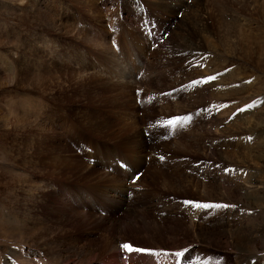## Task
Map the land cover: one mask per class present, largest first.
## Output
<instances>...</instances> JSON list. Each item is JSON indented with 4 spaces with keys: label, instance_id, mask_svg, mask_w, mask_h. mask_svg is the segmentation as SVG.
<instances>
[{
    "label": "rangeland",
    "instance_id": "374dc122",
    "mask_svg": "<svg viewBox=\"0 0 264 264\" xmlns=\"http://www.w3.org/2000/svg\"><path fill=\"white\" fill-rule=\"evenodd\" d=\"M95 39L102 45L89 47ZM111 61L120 76L92 72ZM31 65L41 90L29 93L17 75ZM96 91L105 94L89 93ZM83 110L114 116L121 133L109 144L143 131L150 138L146 161L153 142L162 143L150 136L162 118L177 121L168 123L175 152L133 168L125 140L110 160L96 154L103 162H87L72 177L71 162L80 165L84 151L78 142L85 128L77 122ZM30 137L47 141L45 154L69 144L58 151L65 164L49 162ZM26 146L32 151L24 159ZM113 175L121 200H142L136 208L146 222L109 216L93 200V212L79 206L80 184L106 187ZM126 243L143 249L150 264H264V0H0V264L9 262L6 248L21 252L17 264H108L115 249L130 264ZM49 246L61 251L58 260Z\"/></svg>",
    "mask_w": 264,
    "mask_h": 264
},
{
    "label": "bare ground",
    "instance_id": "6f19581e",
    "mask_svg": "<svg viewBox=\"0 0 264 264\" xmlns=\"http://www.w3.org/2000/svg\"><path fill=\"white\" fill-rule=\"evenodd\" d=\"M49 24V23H48ZM41 27V26H40ZM43 27V26H42ZM48 29V28H47ZM88 40V39H87ZM86 41V40H85ZM89 41V40H88ZM87 41V42H88ZM90 43V45H89V47H100V45H102L101 44V42L100 41H98V40H92V42L90 41L89 42ZM98 50V49H97ZM100 51V50H99ZM111 51V50H110ZM102 53H104V54H100L99 56L102 58V60H104V58L103 57H105V56H107V54H109V51L107 50V48L106 49H103L102 50ZM107 53V54H106ZM24 57V56H23ZM19 60H21L20 59V57H19ZM15 63L17 62L16 60H13ZM52 61V60H51ZM13 62V63H14ZM12 63V64H13ZM19 63V62H18ZM17 63V64H18ZM115 65H117V62H114V61H111V62H108V63H105V65H100V67L98 68V67H94L93 69H94V71H92V72H95V74L96 75H101V74H103V73H105V71H107V73H109L110 74V78L111 77H118V76H120L121 75V70H120V67L118 66H116V67H114ZM15 67H17V66H15ZM36 68V67H35ZM35 68H33V66L31 65L30 67H25L24 69H21L20 70V73H18L19 75H17V81H22V82H24V84H26V88H27V91L30 93V92H34L35 90H41V89H38L40 86H41V81H38V77H39V74L40 73H38V70H37V68L35 69ZM16 70V69H15ZM61 73V72H60ZM87 73V72H86ZM91 73V72H90ZM126 73H127V71H123L122 72V75L123 74H125L126 75ZM89 74V73H88ZM87 74V75H88ZM92 74H94V73H92ZM41 75V74H40ZM106 75V74H105ZM21 76V77H20ZM91 76V75H90ZM94 79H96L95 78V76H92ZM127 77V76H126ZM40 78V77H39ZM108 78V77H107ZM125 78V77H124ZM98 79V78H97ZM41 80V79H40ZM99 80H100V78H99ZM99 80H96L97 82L99 81ZM111 80V79H110ZM100 81H102L103 82V79L102 80H100ZM113 81V80H112ZM111 81V83H113ZM135 81V80H134ZM106 83H105V85L107 86V84H109L110 82H107V81H105ZM121 82V81H120ZM120 82H117L118 84L120 83ZM125 82V81H124ZM99 83V82H98ZM97 83V84H98ZM104 83V82H103ZM100 84V85H102V86H104V84ZM114 83H115V81H114ZM116 83V84H117ZM126 83V82H125ZM125 83L123 84V86L125 85ZM93 84V83H92ZM95 84V83H94ZM122 84V83H121ZM99 85V86H100ZM112 85H114V84H112ZM131 85V84H130ZM96 86H98V85H96ZM116 86V85H115ZM123 86H119L120 88L121 87H123ZM113 87V86H112ZM118 87V86H117ZM116 87V90L118 89ZM127 87V86H126ZM130 87V86H129ZM64 88V87H63ZM108 88H110V86H108ZM124 88V87H123ZM128 88V87H127ZM131 88V87H130ZM133 88V87H132ZM113 89H115V88H113ZM122 89V88H121ZM121 89H119V90H121ZM24 90V89H23ZM61 90V89H60ZM79 90V89H78ZM106 90V89H105ZM109 90H112V89H109ZM118 90V91H119ZM125 90V89H124ZM59 91V90H58ZM63 91V90H62ZM84 91V90H83ZM92 91V90H91ZM108 90H106V92H107ZM123 91V90H122ZM79 92V91H78ZM109 92V91H108ZM112 92V91H111ZM126 93L127 92H129V90L128 91H125ZM135 92V91H134ZM37 93V92H36ZM41 93H43V91L41 92ZM67 93V92H66ZM83 93V92H82ZM82 93H81V98H82ZM90 93V95L92 96L93 94H96L95 96H94V98H97L98 97V95H100V94H105V92H103V93H98L97 91L95 92V93H93V92H89ZM89 93H88V95H89ZM117 93V92H116ZM60 94V93H59ZM62 94V93H61ZM69 94V93H68ZM107 94V93H106ZM123 95V93H118V95ZM130 94H132V93H130ZM130 94H127V96L128 95H130ZM51 95H52V93H51ZM65 95V94H64ZM76 95V94H75ZM87 94H85L84 96H86ZM117 95V96H118ZM119 95V96H120ZM121 95V96H122ZM125 96H126V94H124ZM35 96V95H34ZM65 96H67V95H65ZM78 96H80V95H78ZM116 96V95H115ZM118 96V97H119ZM59 97V96H58ZM68 97H70V95L68 96ZM71 97H72V94H71ZM150 97H151V95H150ZM153 97V96H152ZM151 97V98H152ZM54 98V97H53ZM87 98V97H86ZM112 98V97H111ZM121 98V97H120ZM123 98H126V97H123ZM130 98V97H129ZM133 98V97H132ZM108 99V98H107ZM133 99H135V97L133 98ZM133 99H132V101H133ZM69 100V99H68ZM82 100H83V98H82ZM87 100V99H86ZM88 100H91V99H88ZM98 100H100V99H98ZM101 100H102V98H101ZM106 100V99H105ZM104 100V101H105ZM131 100V99H130ZM136 100V99H135ZM97 101V100H96ZM113 101V100H112ZM111 101V102H112ZM129 101V100H128ZM131 101V102H132ZM150 101V100H149ZM148 101V102H149ZM155 101V100H154ZM76 102V101H75ZM74 102V103H75ZM97 102H100V101H97ZM103 102V101H102ZM108 101H106V103H107ZM127 102V100H125V103ZM79 103H81L80 102V100H79ZM123 103H124V100H123ZM156 103V102H155ZM61 104V103H60ZM86 104V103H85ZM97 104V103H96ZM95 104V105H96ZM101 103H99V104H97V105H100ZM108 104V103H107ZM127 104V103H126ZM158 104V103H157ZM93 105H94V103H93ZM124 105V104H123ZM135 104H133L132 106H134ZM62 106H64V105H62ZM77 106V105H76ZM83 106V105H82ZM91 106V105H90ZM90 106H88V107H90ZM103 106H104V104H103ZM159 107H160V105H158ZM73 107H75V106H73ZM78 107V106H77ZM97 107V106H96ZM106 107H108V105L106 106ZM117 107H120V106H117ZM135 107V106H134ZM137 107V106H136ZM152 107H154V105L152 106ZM158 107V108H159ZM58 108H59V106H58ZM63 108V107H62ZM81 108V107H80ZM110 108H112V107H110ZM76 109V108H75ZM85 109V108H84ZM106 109V108H105ZM119 109V108H118ZM122 109V108H121ZM60 110V109H59ZM63 110V109H62ZM68 110V109H67ZM79 110V109H78ZM104 110V109H103ZM110 111H112L111 109H109ZM123 110V109H122ZM121 110V111H122ZM126 110V109H125ZM136 110H137V108H136ZM151 110V109H150ZM163 110V109H162ZM25 111V110H24ZM82 111V110H81ZM107 111V110H106ZM105 111V112H106ZM115 111V110H114ZM133 111V110H132ZM161 111V110H160ZM67 112V111H66ZM75 112H78L77 110L75 111ZM135 112V111H134ZM164 112V111H163ZM68 113V112H67ZM107 113V112H106ZM106 113H105V115H103L104 113L101 111V110H96V112L95 113H93V112H90V113H86V111H84L83 110V112L81 113V115H79V116H77V114H76V116H77V122H79L81 125V128L83 127V129L85 128V132L83 133L82 131H78L79 132V142H78V145H79V148L80 149H83L84 148V151H83V153H81V158H82V160H78V161H80V162H77L78 164L80 163V165H76V164H74V165H72V162H71V165L70 166H72V168H71V170L69 169L70 167H69V165H67V166H64V165H60L59 167H62L63 169L64 168H67V169H64V170H70V172H69V174L70 173H75V174H81V171H80V169L81 168H86L85 167V165L86 164H90V163H92L93 165H95L96 166V164L99 162H103L102 160H98L97 158H95V156H96V154H98V155H100L101 157L100 158H102L104 161L105 160H110V157L109 156H111V155H113V154H115V153H118V150H117V147L116 146H118V145H120L121 144V142H123V141H125V140H127V142L128 141H131V142H129V143H127L128 145H125L126 147L124 148V152H125V154H126V156L128 157V159L129 160H131V162L133 163V168H142V167H144V166H147L148 167V164H151V165H153V163H151L152 161H155V160H157L158 159V157L159 156H166V155H169V154H171V153H173V152H175V150L173 149L172 150V148L173 147H171V145L172 144H170V137L172 136V133H171V131H172V128H170L171 126H169V124H168V122H167V124L166 123H164V118H162L163 120H162V122L160 123V124H158V126H159V130L156 132V133H153L152 132V135L150 134V136L152 137L153 136V139L154 138H160L161 139V141L160 142H162V143H159V142H153V144H152V146H153V148H155L153 151H155V152H152V153H154V154H152V155H150L149 157L150 158H148V162L146 161V158H145V156L146 155H144V148L146 147V144L148 143V139H150V138H148L147 136H146V134H144V132L143 131H141V130H137V129H134V130H132V131H129L128 133V135L127 134H125V136L123 135V137L120 139V141H117L116 142V144H113V143H111V144H109L111 141H108L107 142V138H110V139H112V137L114 138V135H116V137H117V133H119L120 132V130L121 129H113V127H114V125H113V123H115V121L113 120L114 119V116H107V118L106 119H104V116H106ZM110 113V112H109ZM111 113H113L114 114V112H111ZM117 113V112H116ZM139 113V112H138ZM154 113H155V115L157 116H160V112H158V111H154ZM73 114H75V113H73ZM122 114V113H121ZM164 114V113H163ZM162 114V115H163ZM68 115V114H67ZM70 115V114H69ZM112 115V114H111ZM71 116H72V114H71ZM71 116H70V118H71ZM75 116V115H74ZM75 116V117H76ZM157 116V117H158ZM73 117V116H72ZM165 117V116H164ZM115 118H118V117H115ZM123 118H126V117H123ZM129 118V117H128ZM139 118V117H138ZM167 118V117H166ZM161 119V118H160ZM120 120V119H119ZM125 120V119H124ZM129 120H130V118H129ZM39 121V120H38ZM75 121V120H74ZM73 121V122H74ZM122 121V120H121ZM118 122V121H117ZM128 122V120L126 121V123ZM135 122V121H134ZM119 123H121L120 121H119ZM124 123H125V121H124ZM125 123V124H126ZM139 123V122H138ZM141 123V122H140ZM122 124V123H121ZM118 125V124H117ZM127 125H128V123H127ZM127 125H126V128H124L123 127V125L120 127V128H124V129H127ZM129 125H131V124H129ZM128 125V126H129ZM135 124H132L131 126H134ZM141 125V124H140ZM112 126V127H111ZM125 126V125H124ZM157 126V127H158ZM152 127V126H151ZM155 127V126H154ZM40 128V127H39ZM122 128V129H123ZM105 129H107V131L105 130ZM153 129V128H152ZM42 130V129H41ZM128 130V129H127ZM131 130V129H130ZM157 129H155V131H156ZM119 131V132H118ZM124 131V130H123ZM145 131V130H144ZM43 132V131H42ZM77 132V133H78ZM127 132V131H126ZM150 132V131H149ZM38 133V132H37ZM121 133V132H120ZM125 133V132H124ZM39 134V133H38ZM41 134V133H40ZM39 134V135H40ZM43 134V133H42ZM52 135H54V134H52ZM92 135H95V136H92ZM37 136V135H36ZM43 136V135H42ZM39 137V138H43V137ZM29 137V136H28ZM46 137V136H45ZM53 137V136H52ZM31 138V137H30ZM32 139L31 138V140H30V144H32V145H36V146H38V147H40V150L42 149L43 150V154H41V155H43V156H45L48 160H49V162H52L53 160H54V158H55V163H56V165H58L59 163H60V160H61V163H63V164H65L64 162H62V161H67V160H65L64 159V154H61V156H62V158H61V156H60V153L62 152V151H66V146H68L69 144V142L68 141H65L66 142V144H68V145H59L58 147H56L57 149L55 150V152H53V151H50L49 153H47L46 152V154L44 153V148H45V146L47 145L46 143H47V141L46 140H40V139ZM54 138V137H53ZM57 138V137H56ZM72 138H74V137H72ZM55 139V138H54ZM25 140V139H24ZM58 140H59V138H58ZM63 140V139H62ZM50 141H51V139H50ZM49 141V142H50ZM113 141H115V139L113 140ZM112 141V142H113ZM157 141H159V140H157ZM24 141H22V143H23ZM53 142V141H52ZM59 142V141H58ZM25 143V142H24ZM23 143V144H24ZM57 143V142H56ZM63 143V142H62ZM173 143V142H172ZM46 144V145H45ZM50 144V143H49ZM48 144V145H49ZM55 144V143H54ZM113 144V145H112ZM175 145V144H174ZM51 146V145H50ZM50 146H48L47 148L49 149V147ZM32 147V146H31ZM110 147H111V149H110ZM27 148V149H26ZM33 149H34V147H32ZM31 148V149H32ZM122 148V147H121ZM152 148V149H153ZM106 149H110V151H109V153H108V151H106ZM37 150V149H36ZM123 150V149H122ZM27 151H32V150H30V146H26V147H22V153H25V152H27ZM48 151V150H47ZM58 151H60V153L58 152ZM68 151H70V150H68ZM42 152V151H41ZM53 152V153H52ZM21 153V154H22ZM35 154L37 153V151L36 152H34ZM39 153H40V151H39ZM38 154V153H37ZM75 154V153H74ZM66 155V154H65ZM68 155V154H67ZM78 155V154H77ZM23 156V158L25 159V157L26 156H28L27 155V153H25V156L24 155H22ZM33 155H31V157H32ZM38 156H40L39 154H38ZM37 156V157H38ZM71 156V155H70ZM72 156H75V155H72ZM35 157V156H34ZM45 157H43L44 159H45ZM52 157H54L53 158V160H51L52 159ZM66 157V156H65ZM94 157V160H90V158H93ZM22 158V159H23ZM28 158V157H27ZM40 158V157H39ZM58 158V159H57ZM72 158V157H71ZM74 158V157H73ZM145 158V159H144ZM78 159V158H77ZM144 159V160H143ZM90 160V161H89ZM35 161L36 160H34V163L33 164H31V166H33V167H40L41 165H43L42 163H41V161L40 162H36L35 163ZM44 161V160H43ZM42 161V162H43ZM53 161V162H54ZM70 161V160H69ZM71 161H73V160H71ZM45 162V161H44ZM46 163V164H50V163ZM88 162V163H87ZM55 163H53V164H51L50 165V167L52 166V165H54ZM60 163V164H61ZM68 163H70V162H68ZM75 163V162H74ZM131 163V164H132ZM27 164V163H26ZM30 164V163H29ZM45 164V163H44ZM131 164H129V165H131ZM55 165V166H56ZM30 166V165H29ZM88 166V165H87ZM32 167V168H33ZM48 167V166H47ZM47 167L45 168L44 167V171L47 169ZM41 168V167H40ZM40 168H38V169H40ZM56 168V167H55ZM54 168V169H55ZM88 168H89V166H88ZM35 169V168H34ZM49 169H51V168H48V170ZM53 169V168H52ZM57 169V168H56ZM60 169V168H59ZM30 170V169H29ZM82 170V169H81ZM85 170V169H84ZM89 170V169H88ZM40 170H38V172H39ZM42 171V170H41ZM51 171V170H50ZM53 171L54 170H52V173H53ZM56 171V170H55ZM62 171V170H61ZM93 171V170H92ZM33 172V171H32ZM37 172V171H36ZM46 172V171H45ZM91 172V171H90ZM41 173V172H40ZM39 173V174H40ZM42 173H43V171H42ZM47 173V172H46ZM66 173V172H65ZM65 173H63V174H65ZM105 173V172H104ZM38 174V173H37ZM68 174V173H67ZM50 175V174H49ZM53 175V174H52ZM60 175V174H59ZM71 176H72V174H70ZM89 175V174H88ZM51 176V175H50ZM53 176H55V174L53 175ZM60 177V176H59ZM73 177V176H72ZM90 177V176H89ZM78 178V177H77ZM107 179H105V181L106 180H108L106 183H107V186L105 187V185L106 184H102L101 182H99V181H97L96 183H93V184H91L92 186H88L86 183H82V184H80V187H78L76 190L74 189V187L72 186V187H70L69 186V189H72V190H75V192H77V202H79L80 204H79V206L80 207H84V206H86V207H88V208H90V211L91 212H93V210L91 209V206H90V204L88 203V202H90V203H92V200L94 201V203H95V205L96 206H101V208L103 209V210H106L108 213V215L109 216H118L119 217V219L121 218V217H125V218H128L130 221H131V223L135 226V225H137L138 223H139V221L140 220H143V221H145L144 219H141V217L139 216L140 214L138 213V211H137V208H136V205H138L140 202L139 201H142V200H139V199H135V198H138L137 196H135V197H132V199L131 200H129V201H125V200H121L120 199V195L118 196V195H116L117 193L116 192H118V190L116 189V187H115V185H117V184H115V185H112L113 183H115L116 181H119V184H120V182H121V180L120 179H118L117 178V176L116 175H113L112 177H106ZM28 180V179H27ZM80 180V179H79ZM78 180V181H79ZM84 180V179H83ZM89 181V180H88ZM109 181H114L112 184L111 183H109ZM73 182H74V180H73ZM69 183V182H68ZM72 183V182H71ZM71 183H69V185L71 184ZM36 184V183H35ZM37 186V185H36ZM84 186V187H83ZM32 187V186H31ZM33 187H34V185H33ZM37 188H39V186L37 187ZM41 188V187H40ZM82 189H84V190H82ZM38 189H36V191H37ZM28 191H30V190H28ZM33 191V190H32ZM36 191H34V192H36ZM82 191L83 192H87L88 193V196L90 197V199H83V193H82ZM33 192V193H34ZM42 192V191H41ZM28 193V192H27ZM26 193V194H27ZM32 192H29L28 194H29V196L30 197H32V194H31ZM35 194V193H34ZM41 194H43V193H41ZM22 197V196H21ZM33 197H35V196H33ZM42 197H43V195H42ZM49 197V196H48ZM89 197H87V198H89ZM24 198V197H23ZM47 198V197H46ZM125 198V197H124ZM27 199V198H26ZM37 199V198H36ZM43 199V198H42ZM45 199V198H44ZM47 200V199H46ZM50 200H52V199H50ZM24 202H25V198H24V200H23ZM31 201V200H30ZM29 201V202H30ZM36 201V200H35ZM48 201V200H47ZM53 201V200H52ZM23 202V203H24ZM29 202H27L28 204H29ZM31 202H34V201H31ZM26 203V202H25ZM26 203V204H27ZM54 203V202H53ZM143 203V202H142ZM155 203L157 204V205H159L160 206V204H159V202H158V200H155ZM25 204V205H26ZM34 204V203H33ZM36 204V203H35ZM38 204V203H37ZM155 204V205H156ZM44 205V204H43ZM49 205V204H48ZM165 205V204H164ZM162 206V205H161ZM27 207V206H26ZM153 207V206H152ZM163 207V206H162ZM167 207V206H166ZM154 208H157V207H154ZM159 208V207H158ZM170 208V207H169ZM26 209V208H25ZM45 209H46V206H45ZM54 209V208H53ZM173 209V208H172ZM171 209V210H172ZM152 210H153V208H152ZM164 210V209H163ZM167 210V209H166ZM174 210V209H173ZM27 211V210H26ZM151 211V210H150ZM154 211V210H153ZM177 211V210H176ZM169 212V211H168ZM175 212V211H174ZM199 212V211H198ZM30 213V212H29ZM115 213V214H114ZM48 214V213H47ZM139 214V215H138ZM158 214V213H157ZM177 214V213H176ZM43 215V214H42ZM45 215V214H44ZM59 215V214H58ZM174 215V214H173ZM158 216V215H157ZM47 217V216H46ZM69 217V216H68ZM158 217H160V216H158ZM86 218V217H85ZM163 219L165 218V217H162ZM169 218V217H168ZM113 220V219H112ZM128 220V221H129ZM80 221V220H79ZM120 221V220H119ZM146 222V221H145ZM195 224V223H194ZM193 225V224H192ZM134 226H131V227H134ZM137 231V230H136ZM44 239V238H43ZM46 239V238H45ZM42 240V239H41ZM44 241V240H43ZM120 245H122V244H120ZM61 251L59 250V251H57V249H56V247L55 246H49V248L47 249V254L50 256V258H52V259H54V260H58V258H60V256H61V253H60ZM113 252V254H111V255H109L107 258V261H108V264H122L121 263V255H122V253L120 252V249H118V250H116L115 249V251H112ZM127 252H128V255H127V259H128V261L130 262V264H150L149 262H148V260H149V258L147 259V257H146V255L144 254V252L143 251H135V250H133V249H131V250H129V249H127ZM108 255V254H107ZM21 256V252L20 251H18V250H16V249H14V248H11V249H9V248H6V257L9 259V262H6V264H17V262L19 261V257ZM169 261L170 260H164V261H162L161 262V264H179V261L177 260V261H170V263H169ZM107 263V262H106ZM105 263V264H106ZM20 264V263H19ZM26 264H34V262H31V261H29V260H27L26 261Z\"/></svg>",
    "mask_w": 264,
    "mask_h": 264
},
{
    "label": "snow or ice",
    "instance_id": "6c2138e0",
    "mask_svg": "<svg viewBox=\"0 0 264 264\" xmlns=\"http://www.w3.org/2000/svg\"><path fill=\"white\" fill-rule=\"evenodd\" d=\"M210 79H211V78H210ZM176 122H177V121H168L169 124H173V123H176ZM137 179H139V177H137ZM204 207H209V208H210V207H212V205H210V204H209V205H204ZM123 247H124L125 249H129V250H131V245H129V244H127V243L124 244ZM140 251H143V249H140Z\"/></svg>",
    "mask_w": 264,
    "mask_h": 264
}]
</instances>
